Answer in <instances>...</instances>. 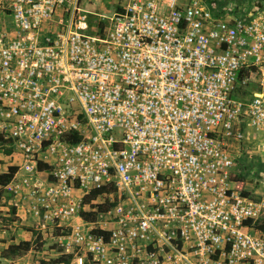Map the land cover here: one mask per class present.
<instances>
[{
	"label": "built area",
	"instance_id": "1",
	"mask_svg": "<svg viewBox=\"0 0 264 264\" xmlns=\"http://www.w3.org/2000/svg\"><path fill=\"white\" fill-rule=\"evenodd\" d=\"M83 2L0 0L3 189L73 264H264L232 185L264 133V0Z\"/></svg>",
	"mask_w": 264,
	"mask_h": 264
},
{
	"label": "rangeland",
	"instance_id": "2",
	"mask_svg": "<svg viewBox=\"0 0 264 264\" xmlns=\"http://www.w3.org/2000/svg\"><path fill=\"white\" fill-rule=\"evenodd\" d=\"M83 4L88 10L100 12L102 0H84ZM232 149L236 158L232 185L260 204L258 221H264V133L250 132L244 141ZM15 163L11 150L0 142V173H5L7 167ZM0 192V253L9 244L19 241H34L35 245L37 235L40 236L37 243L41 245L39 249L34 247L21 257L5 259L0 256V264H39L41 260L49 262L57 259L62 252L56 243L57 231L43 220L37 223L31 217L25 194L17 196L12 190L3 188H0ZM68 264L73 263L69 260Z\"/></svg>",
	"mask_w": 264,
	"mask_h": 264
},
{
	"label": "trees",
	"instance_id": "3",
	"mask_svg": "<svg viewBox=\"0 0 264 264\" xmlns=\"http://www.w3.org/2000/svg\"><path fill=\"white\" fill-rule=\"evenodd\" d=\"M37 168L39 171L48 170L49 167L41 162L38 163ZM17 172V166H9L7 167V171L5 173H0V188L6 186L13 178L15 173ZM103 192V189L94 190L91 194L92 198L95 197L97 194ZM243 195H248L247 193H242ZM1 192H0V199H1ZM89 199V198H86ZM101 208V207H100ZM106 210V209H103ZM83 217L88 220L93 219V214H83ZM255 228L258 231L264 232V221H257L255 223ZM28 230V229H27ZM93 233L98 236H104L105 240L108 239L109 233H105L101 230H93ZM35 245H33L34 241H19L14 244H9L5 249H3L0 253V256L5 259H12L15 257H21L25 255L30 250H33L34 247L39 249L41 247L40 244L37 242L40 240V236H36ZM61 252V251H60ZM71 259L70 255L61 254L57 259L53 261H40L39 264H68L69 260Z\"/></svg>",
	"mask_w": 264,
	"mask_h": 264
}]
</instances>
